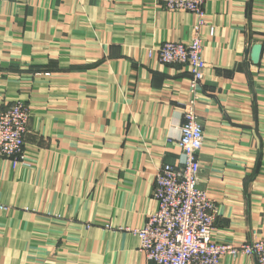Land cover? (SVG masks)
Listing matches in <instances>:
<instances>
[{
	"label": "crops",
	"instance_id": "0c3cea01",
	"mask_svg": "<svg viewBox=\"0 0 264 264\" xmlns=\"http://www.w3.org/2000/svg\"><path fill=\"white\" fill-rule=\"evenodd\" d=\"M204 9L198 187L218 207L212 239L238 244L264 236V0ZM194 22L161 0H0V109H28L25 163L0 158V264H145L130 231L181 157L189 98L188 67L147 49L189 41Z\"/></svg>",
	"mask_w": 264,
	"mask_h": 264
},
{
	"label": "built area",
	"instance_id": "2783aa9c",
	"mask_svg": "<svg viewBox=\"0 0 264 264\" xmlns=\"http://www.w3.org/2000/svg\"><path fill=\"white\" fill-rule=\"evenodd\" d=\"M207 0H161L168 11H187L195 17L189 41H164L147 49L162 65H185L189 72V98L181 107L177 145L181 157L175 164L164 163L154 177L153 198L156 209L142 226L130 232L138 240L145 264H220L224 255L252 256L264 264V236L238 244L212 239L211 232L218 207L198 187L203 146L202 124L194 107L199 99L206 63L202 58V29L207 18ZM28 109L21 100L0 109V158L12 165L25 163L24 135ZM4 207L0 205V210ZM110 228L109 225H105ZM129 231V230H128Z\"/></svg>",
	"mask_w": 264,
	"mask_h": 264
},
{
	"label": "water",
	"instance_id": "95a60500",
	"mask_svg": "<svg viewBox=\"0 0 264 264\" xmlns=\"http://www.w3.org/2000/svg\"><path fill=\"white\" fill-rule=\"evenodd\" d=\"M262 46L261 44H254L251 49L250 58L254 64H257L260 59Z\"/></svg>",
	"mask_w": 264,
	"mask_h": 264
},
{
	"label": "rangeland",
	"instance_id": "374dc122",
	"mask_svg": "<svg viewBox=\"0 0 264 264\" xmlns=\"http://www.w3.org/2000/svg\"><path fill=\"white\" fill-rule=\"evenodd\" d=\"M5 208V207H4Z\"/></svg>",
	"mask_w": 264,
	"mask_h": 264
}]
</instances>
